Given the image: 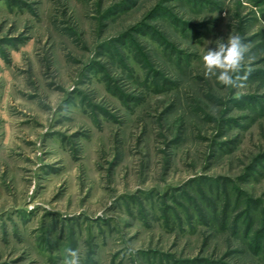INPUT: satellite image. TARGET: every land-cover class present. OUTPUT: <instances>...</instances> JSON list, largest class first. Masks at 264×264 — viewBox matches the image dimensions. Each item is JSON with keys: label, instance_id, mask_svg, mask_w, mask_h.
Listing matches in <instances>:
<instances>
[{"label": "rangeland", "instance_id": "rangeland-1", "mask_svg": "<svg viewBox=\"0 0 264 264\" xmlns=\"http://www.w3.org/2000/svg\"><path fill=\"white\" fill-rule=\"evenodd\" d=\"M231 34L238 86L202 56ZM264 264V0H0V264Z\"/></svg>", "mask_w": 264, "mask_h": 264}, {"label": "clouds", "instance_id": "clouds-1", "mask_svg": "<svg viewBox=\"0 0 264 264\" xmlns=\"http://www.w3.org/2000/svg\"><path fill=\"white\" fill-rule=\"evenodd\" d=\"M249 48L239 34H231L226 40H220L215 47H208L202 56L205 75L215 79L226 87L238 86L241 70L248 57ZM64 264H81L77 249H65Z\"/></svg>", "mask_w": 264, "mask_h": 264}]
</instances>
